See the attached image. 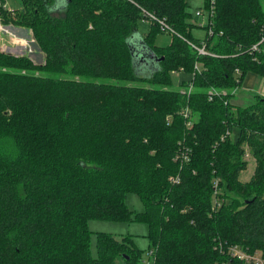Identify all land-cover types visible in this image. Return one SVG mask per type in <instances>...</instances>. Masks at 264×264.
I'll use <instances>...</instances> for the list:
<instances>
[{"label":"trees","instance_id":"obj_1","mask_svg":"<svg viewBox=\"0 0 264 264\" xmlns=\"http://www.w3.org/2000/svg\"><path fill=\"white\" fill-rule=\"evenodd\" d=\"M262 1L212 0L201 40L185 0H19L0 13L43 54L34 65L0 51V264H141L131 238L107 233L92 257L89 219L143 222L148 264H242L233 245L264 258V188L237 175L248 151L264 183V100L232 98L246 73L264 78ZM157 21L168 47L152 43ZM136 35L157 67L132 48ZM179 69L190 78L174 87ZM211 90L226 95L209 100ZM131 192L143 211L126 208Z\"/></svg>","mask_w":264,"mask_h":264},{"label":"rangeland","instance_id":"obj_2","mask_svg":"<svg viewBox=\"0 0 264 264\" xmlns=\"http://www.w3.org/2000/svg\"><path fill=\"white\" fill-rule=\"evenodd\" d=\"M185 1L188 5V11L191 14L190 19L192 23L195 25V27L192 28L191 30L192 37L194 40H198V39L201 40L205 35L203 26L204 25L206 26L209 23V19H208L209 13L204 7L205 6L204 0H185ZM5 3L8 10L17 9L20 6L19 0H5ZM262 11L264 12V1H262ZM149 29H150V25L146 21L140 20V22L137 23V31L139 33H147ZM9 30L10 31L15 30L14 34L18 38H16L13 34H10L11 32H9ZM16 33L18 35H16ZM12 35L14 37H12ZM25 39L26 40L29 39L30 41L34 42L29 29H27L22 25H16L13 22L8 23L7 21H3V18L1 19V15H0V51L3 52L4 46L15 47L13 51H18V46H20L22 42H26ZM170 42H171L170 32L167 33L164 31H160L159 29L155 33V36L152 41L153 45L159 48L168 47ZM33 48H34L33 50L34 54H32L31 56L27 55V53L26 54L18 53L17 55L12 54L10 56L19 57V58L28 57L34 65H41V63H43V54L39 52L35 42ZM136 61H138V59ZM146 64L150 65L151 63H148L146 61ZM153 69L154 68H151V66H149L148 68L147 65L136 63L135 71L141 76H148L153 71ZM171 74H172L171 77L173 79L174 87L179 85V83L182 80H186L190 78L188 74L183 73L182 69L173 70ZM188 84L190 83H186L185 87H179L180 90L185 91L187 89ZM232 90H233L232 94L234 93V95L232 96V98L234 97V103L239 104L241 106H247L252 104L257 105L259 104L257 103L259 102V100H264V78L248 72L245 74L240 90L237 87L233 88ZM232 133L234 134V136L237 134V132L234 129L232 130ZM243 161H246V163L244 164V168H241L237 172L240 182L241 183L247 182L248 184H251L250 186H248V188L250 189H255L258 186L264 188V183L259 185V183H257L258 178L253 177L254 176L253 172L256 163L248 151L245 152ZM217 189L220 192L222 191L220 190L219 187H217ZM227 198H229V196L228 197L223 196L222 198H217V201L218 199H220L221 201H225L227 200ZM124 204L130 212L132 211L141 212L144 209L140 198L134 192H131L126 196ZM87 223H88V230L90 231L89 252L92 257L98 256V252L96 250V241H97L96 234L107 233L115 237L118 242L125 237L131 238L136 249L139 250L140 252V261L141 262H148V260L151 261L149 255L150 250L148 247V236H147L148 230L143 222L134 219H132V221H128V220L101 221L96 219H89ZM258 253L261 254L260 250H258ZM260 256L263 259V256L262 255Z\"/></svg>","mask_w":264,"mask_h":264},{"label":"built area","instance_id":"obj_3","mask_svg":"<svg viewBox=\"0 0 264 264\" xmlns=\"http://www.w3.org/2000/svg\"><path fill=\"white\" fill-rule=\"evenodd\" d=\"M7 6H6V3H5V0H0V13L3 12V11H7ZM208 19H209V23L207 24V26H209L211 24V16H212V0H211V6H210V10L208 11ZM145 20H149L150 23H154V20H153V17L151 15H148L147 19ZM157 26H158V29L160 31H164V32H167L168 33V29L166 27V25L164 24L163 21H157L156 22ZM205 26V25H204ZM203 26V27H204ZM5 30V29H4ZM207 33L208 35H211V30H210V27L207 28ZM12 37H14L12 35ZM30 39V38H29ZM29 39H25L26 42H22V44H20V46H18V51H13V49L15 47H10V46H4L3 48V52L6 53V54H9V55H12V54H15L17 55L18 53L21 54V53H24L29 56H31L33 53V46H34V42L30 41ZM24 40V41H25ZM260 43V41L258 43H256L253 47H252V50L255 51L257 49V45ZM192 48H194L197 52L198 55H207V56H212L211 54H209L204 45H200V46H195L193 44H189ZM199 69L198 67V64H196L194 66V71L197 72ZM194 74V73H193ZM191 88H192V85L191 84H188L187 86V89L185 91H183L184 93L187 92V93H190L191 92ZM234 94V93H233ZM214 95H221V96H224L226 95V92L225 91H222V92H217L216 90H211L209 91V100H211L213 98ZM188 108H186L183 112H182V117L184 118V120H186L187 118H189V115H188ZM152 252H150L151 254ZM228 253H229V257L231 259H235L236 261H239L241 262L242 264H264V258L262 259L261 258V254L258 253V251L256 252H253V253H250V252H245L242 248L238 247L237 245H233V246H229L228 248ZM260 254V255H259ZM148 262H150L148 260ZM148 262H141V264H148ZM223 264H227V263H223Z\"/></svg>","mask_w":264,"mask_h":264},{"label":"water","instance_id":"obj_4","mask_svg":"<svg viewBox=\"0 0 264 264\" xmlns=\"http://www.w3.org/2000/svg\"><path fill=\"white\" fill-rule=\"evenodd\" d=\"M62 7V3L60 2V1H58V2H56L54 5H53V7H52V10H58L59 8H61ZM138 40H139V38H138V36L136 35V36H134V39H133V41H132V48L134 49V50H137V51H142L144 54H146V55H148V58L153 62V64H154V67H156V60L154 59L155 57L152 55V54H150L148 51H146L144 48H143V46L142 45H140L139 44V42H138ZM137 59H136V55L134 54L133 55V64H134V66H135V69H136V63L137 64H139L140 62L139 61H136ZM151 68H152V66H151Z\"/></svg>","mask_w":264,"mask_h":264},{"label":"crops","instance_id":"obj_5","mask_svg":"<svg viewBox=\"0 0 264 264\" xmlns=\"http://www.w3.org/2000/svg\"><path fill=\"white\" fill-rule=\"evenodd\" d=\"M15 31V30H14Z\"/></svg>","mask_w":264,"mask_h":264}]
</instances>
